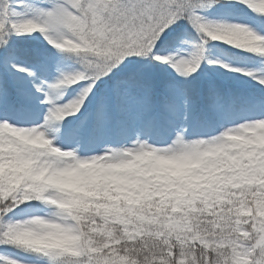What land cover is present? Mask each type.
Returning a JSON list of instances; mask_svg holds the SVG:
<instances>
[{
    "label": "snow or ice",
    "instance_id": "snow-or-ice-1",
    "mask_svg": "<svg viewBox=\"0 0 264 264\" xmlns=\"http://www.w3.org/2000/svg\"><path fill=\"white\" fill-rule=\"evenodd\" d=\"M0 264H264V0H0Z\"/></svg>",
    "mask_w": 264,
    "mask_h": 264
}]
</instances>
